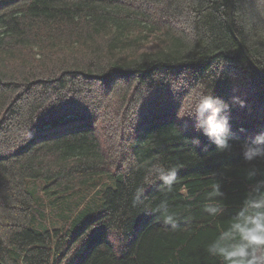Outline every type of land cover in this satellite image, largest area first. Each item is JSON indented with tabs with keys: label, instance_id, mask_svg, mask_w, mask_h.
Masks as SVG:
<instances>
[{
	"label": "trees",
	"instance_id": "obj_1",
	"mask_svg": "<svg viewBox=\"0 0 264 264\" xmlns=\"http://www.w3.org/2000/svg\"><path fill=\"white\" fill-rule=\"evenodd\" d=\"M230 1L234 34L228 0H0V264H224L207 248L264 179L241 48L264 74V0ZM201 86L230 104L229 151L178 118Z\"/></svg>",
	"mask_w": 264,
	"mask_h": 264
},
{
	"label": "clouds",
	"instance_id": "obj_2",
	"mask_svg": "<svg viewBox=\"0 0 264 264\" xmlns=\"http://www.w3.org/2000/svg\"><path fill=\"white\" fill-rule=\"evenodd\" d=\"M177 90L173 86V91ZM231 103L241 108L245 106L244 100L238 96H233ZM229 111V102L214 96L211 91H204L201 86L199 90L193 89L186 109L180 111L178 118L187 117L192 120L193 129L206 137L218 151L223 152L231 150L230 141L233 138ZM192 143L199 145V136L194 137ZM242 155L250 165L245 172V179L253 180L260 175V170L251 162L264 157V130L256 133L250 142L242 146ZM156 171L164 187L171 191L177 182L176 169L157 168ZM143 191V188L136 190L134 204L141 203ZM210 196H223L219 182L214 183ZM222 210L218 206L206 208L211 215H217ZM163 219L165 223L172 224L175 217L167 213ZM207 252L222 258L224 264H264V179H256L249 187L240 210L231 219L227 229L208 246Z\"/></svg>",
	"mask_w": 264,
	"mask_h": 264
},
{
	"label": "water",
	"instance_id": "obj_3",
	"mask_svg": "<svg viewBox=\"0 0 264 264\" xmlns=\"http://www.w3.org/2000/svg\"><path fill=\"white\" fill-rule=\"evenodd\" d=\"M228 24H229V27L232 31V33L234 34L233 30H232V27H231V1L228 0ZM247 60L251 63V65L253 66V68L257 71V73L262 76L264 78V74H262L259 69L254 65V63L251 61L250 57L248 56V54L246 53V51L243 49V47L241 46Z\"/></svg>",
	"mask_w": 264,
	"mask_h": 264
}]
</instances>
